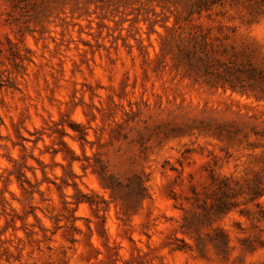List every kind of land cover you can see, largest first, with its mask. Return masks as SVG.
Segmentation results:
<instances>
[{"label": "rangeland", "instance_id": "374dc122", "mask_svg": "<svg viewBox=\"0 0 264 264\" xmlns=\"http://www.w3.org/2000/svg\"><path fill=\"white\" fill-rule=\"evenodd\" d=\"M0 83V264H264V0H0Z\"/></svg>", "mask_w": 264, "mask_h": 264}, {"label": "clouds", "instance_id": "9594fccd", "mask_svg": "<svg viewBox=\"0 0 264 264\" xmlns=\"http://www.w3.org/2000/svg\"><path fill=\"white\" fill-rule=\"evenodd\" d=\"M152 116L153 119H157L159 118L157 114L155 113H152L150 114ZM78 118V117H77ZM149 117L148 116H144L142 117V120H148ZM136 127H140V122H136ZM262 150H264V148H262ZM206 183V182H205ZM207 190V188H206ZM261 228H264V224L260 225ZM194 237L190 238V239H193ZM10 251L13 253V256L15 257L16 256V252L17 251H20V249H17L15 247V242H13V248L10 249ZM23 251L25 252H29L30 253V256H31V259L29 258V256L27 255H22L19 257V264H32V261L36 259L37 257V253L33 250V249H30V248H27V249H23ZM229 264H230V261H229Z\"/></svg>", "mask_w": 264, "mask_h": 264}, {"label": "trees", "instance_id": "16d2710c", "mask_svg": "<svg viewBox=\"0 0 264 264\" xmlns=\"http://www.w3.org/2000/svg\"><path fill=\"white\" fill-rule=\"evenodd\" d=\"M0 85H2L1 83H0ZM1 87V86H0ZM63 144L66 146V144L63 142ZM67 150L69 151V153H71L72 154V152L67 148ZM65 159H67V157L65 156ZM102 177L104 178V179H109L110 177L109 176H107L106 174H105V172H102ZM21 183H23V181H21ZM106 185V187H108V188H110V189H112V190H114V188H115V186H113V184H105Z\"/></svg>", "mask_w": 264, "mask_h": 264}]
</instances>
